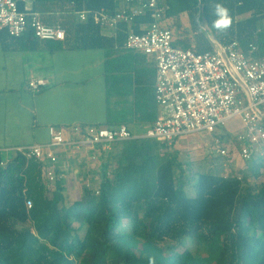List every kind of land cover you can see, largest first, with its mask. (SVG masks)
<instances>
[{
	"label": "trees",
	"instance_id": "obj_1",
	"mask_svg": "<svg viewBox=\"0 0 264 264\" xmlns=\"http://www.w3.org/2000/svg\"><path fill=\"white\" fill-rule=\"evenodd\" d=\"M119 2L17 0L20 10L29 7L46 24L64 27L67 38L41 40L31 31L16 38L2 31L4 43L27 39L36 46L102 48L108 59L130 56L133 51L124 46L127 23L107 36L92 19L82 22L75 14L82 9L113 12ZM216 2L158 0L167 7L166 21L175 24L170 29L181 27L184 16L191 23L193 34L176 32L174 45L207 52L215 49L214 41L227 45L236 40L244 50L257 45L264 56V0H222L232 15V26L223 33L210 24ZM151 20L144 15L131 28L140 32L139 23ZM158 117L154 94V111L142 121L153 124ZM124 121L108 116L97 125H127ZM166 144L144 137L115 142L104 157L98 191L85 187L71 203L63 179L51 186L44 182L39 161L17 152L1 164L0 153V264H148L150 256L156 264H264V180L251 184L248 175L239 179L221 165L188 176L183 164L163 151ZM258 159L247 162L255 178L262 174Z\"/></svg>",
	"mask_w": 264,
	"mask_h": 264
},
{
	"label": "built area",
	"instance_id": "obj_2",
	"mask_svg": "<svg viewBox=\"0 0 264 264\" xmlns=\"http://www.w3.org/2000/svg\"><path fill=\"white\" fill-rule=\"evenodd\" d=\"M166 10L167 7L158 5V0H120L113 12L106 8L75 11L80 21L92 19L102 31L110 30L113 34L120 23L130 26L124 46L155 58V99L159 117L141 134H136L126 124L113 127L90 124L75 126L68 136L63 129L51 125L48 143L15 148L16 152L42 164V178L47 185L65 176L63 171L68 169L70 159L62 152L68 154L75 151L73 148H85L95 158L96 151L108 153L115 142L138 137L172 144L180 135L214 133L233 116H240L245 127L235 137L238 146L220 136L214 138V144L220 146V155L227 157L233 153L224 164L230 170L225 171L228 174L236 171L235 175L241 179L239 171L230 165L234 159L247 163L258 155L264 156V56L258 55V46L250 43L244 50L235 40L227 45L214 41L216 48L207 52L177 47L174 34L166 24ZM148 14L152 20L140 22L141 31L134 32L132 25ZM2 31L16 38L30 31L41 40L64 41L67 38L64 27L46 24L42 14L29 7L20 10L17 0H0ZM44 84L46 81L42 78L29 82L35 90ZM31 206L28 201V207Z\"/></svg>",
	"mask_w": 264,
	"mask_h": 264
},
{
	"label": "crops",
	"instance_id": "obj_3",
	"mask_svg": "<svg viewBox=\"0 0 264 264\" xmlns=\"http://www.w3.org/2000/svg\"><path fill=\"white\" fill-rule=\"evenodd\" d=\"M182 22L188 35L186 28H192L188 17ZM166 24L175 25L171 21ZM171 30H178L177 26ZM102 33L116 34L110 30ZM4 37L1 32L0 153L4 159L12 158L16 147L48 143L51 125L68 136L75 126L103 124L108 116L125 118L136 134L151 125L143 121L154 111L153 56L132 50L130 56L113 54L108 59L102 48L36 46L27 39L5 44ZM40 78L46 84L37 90L30 87L32 79ZM236 160L229 163L231 167L238 165Z\"/></svg>",
	"mask_w": 264,
	"mask_h": 264
},
{
	"label": "rangeland",
	"instance_id": "obj_4",
	"mask_svg": "<svg viewBox=\"0 0 264 264\" xmlns=\"http://www.w3.org/2000/svg\"><path fill=\"white\" fill-rule=\"evenodd\" d=\"M27 6H29V3H27ZM183 25L182 22L178 30H172L174 34L178 31L182 32V34L185 33ZM199 26L205 28L201 22ZM186 29L190 31H186L188 34L187 36L193 34L192 28ZM262 107H264V105ZM244 128L241 117L233 116L226 120L224 125L220 126L216 132L208 133L202 131L199 133L180 135L175 138L172 144L167 143L163 151L174 156L177 162L182 163L188 176H194L196 178L198 172L207 171L211 166H222V162L226 160L225 156L220 155V146L214 144V138L220 136L224 140L231 141V143L234 142L237 147L238 143H236L235 137ZM73 149H75L73 153L71 151L68 154L66 152L61 153L65 158L70 159L68 169L65 168L63 171L65 174L63 177L65 181V195L68 203L79 199L83 194L84 188L88 187L87 184L94 189L99 188L103 176L104 157L107 154L104 151H96L94 153L96 157L94 158L93 153H90L85 148ZM257 158H260L257 160L260 162L258 168L259 171H262V174L257 178L251 174L250 166L248 165L250 162L242 163V161L237 158L235 164L238 163V165L232 168L240 171V174L248 175L247 178L248 181H250L249 183L256 184L264 180V156L258 155ZM224 170L230 169H226L224 166ZM192 192L193 189L188 188V193ZM200 250L201 252H205L203 248Z\"/></svg>",
	"mask_w": 264,
	"mask_h": 264
},
{
	"label": "clouds",
	"instance_id": "obj_5",
	"mask_svg": "<svg viewBox=\"0 0 264 264\" xmlns=\"http://www.w3.org/2000/svg\"><path fill=\"white\" fill-rule=\"evenodd\" d=\"M210 14L213 17L210 24L216 32H226L232 26L231 10L225 6L222 0H217L214 8L210 10ZM148 264H156V258L150 256Z\"/></svg>",
	"mask_w": 264,
	"mask_h": 264
}]
</instances>
